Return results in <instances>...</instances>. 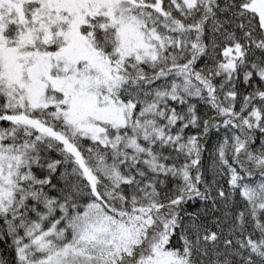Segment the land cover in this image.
Returning <instances> with one entry per match:
<instances>
[{"label": "snow or ice", "instance_id": "obj_1", "mask_svg": "<svg viewBox=\"0 0 264 264\" xmlns=\"http://www.w3.org/2000/svg\"><path fill=\"white\" fill-rule=\"evenodd\" d=\"M0 264H264V0H0Z\"/></svg>", "mask_w": 264, "mask_h": 264}]
</instances>
